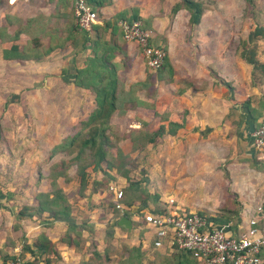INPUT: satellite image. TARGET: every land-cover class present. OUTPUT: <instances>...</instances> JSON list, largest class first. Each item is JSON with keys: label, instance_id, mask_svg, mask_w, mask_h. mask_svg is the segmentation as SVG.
<instances>
[{"label": "crops", "instance_id": "1", "mask_svg": "<svg viewBox=\"0 0 264 264\" xmlns=\"http://www.w3.org/2000/svg\"><path fill=\"white\" fill-rule=\"evenodd\" d=\"M178 1L179 0H109L106 5L100 7L96 11L98 13V19L95 23H100L101 20L105 19L111 20L116 14L126 18H137L146 28L150 29V41L152 44L160 45L161 42L168 43V52L166 54L167 62L172 72H174V75L172 76L174 79L169 83L165 82L169 87L168 97H166L164 91L165 88H163L164 84L160 81V84L158 85V92L153 99H145L139 96L140 100L151 102V109L137 106L135 109L126 111V113L120 118V120H124V124L127 125L126 128H122V134H126L132 129H141L140 121L144 122L153 119L154 121H157V125L166 124L167 121L179 123L180 127L173 135L164 133L160 138H157L155 143H152L153 146H155L154 148L157 149L158 155L163 152L169 153L172 149L176 150L181 148V151L183 152L188 149H198V146L203 147L202 145L205 143L202 136L226 131L223 127L227 128L228 125L224 124L222 120L225 119L226 121V115H228L229 110L231 111V109H234L233 111H236V105H232L231 109L226 105L228 100L223 95L227 90L220 82L214 83L210 81L203 87L195 86V88L192 86L182 88L183 86L177 83L180 80V76L177 74L179 68L178 62H184V60H182V57H178L176 54H173L171 50L173 48V43L175 42V37H173V35L176 34V31L182 32L183 27L188 25L189 17L187 10L184 8H179L174 12L171 11L172 6ZM18 2H21L23 8L29 9L32 6H36L35 12L26 16V18H28L34 16L37 12H41L44 15L50 13L56 0H0V26L5 23L4 20L6 15L13 16V14L6 12V10L12 8ZM67 9L69 10V7ZM207 13H209L208 9H204L202 11L198 24L194 25L196 27V32H200L199 30L203 27V25L208 24L206 22ZM14 16L20 17L19 14H14ZM12 29L13 26H8L6 31L9 33ZM87 32L90 37L93 36L91 28ZM116 32L118 34L117 38L120 39L121 36H119L117 27ZM194 35L196 34L194 33ZM107 36L109 39V30L108 33L104 34L105 38ZM182 39H184V32L182 33ZM8 45L9 42L1 43L0 41V75L6 74L7 80L5 81L13 83L8 79H13L14 75L18 74V80L21 79V83L24 84L22 86H18L19 88H25L28 85L35 87L38 91L39 98L36 103L33 101H24L22 104L24 111L28 113V116L30 115L32 121H34V118L36 120H40V118L37 117V115L35 116V113L33 112L35 110L34 104H37L40 110L39 114L44 112L46 113V118H44L49 123V125L46 124L48 130L54 131L58 129V136L61 138L65 137L69 133L71 126L77 125L81 119H84L93 107L92 94L81 87L75 86L71 75L75 68L83 66L82 61L89 54V47L86 46V49L78 50L76 54L71 52L70 56L66 55L68 53V49L62 51L54 50L44 60L36 62L32 60L16 61L3 59L1 57V49L8 47ZM124 45L126 55L131 56L132 60H134L133 62L136 64V68L131 71L129 70L126 75L131 77V79L142 80L144 78V66L137 46L132 42H124ZM115 59L117 60V57H115ZM31 62H34L35 65H33V67L40 71V73L38 72V75L37 73H30L28 71L25 73L22 70L32 66L30 64ZM38 64H40V66H38ZM63 86L69 88L70 92H72L73 95L71 96V102L61 96L58 106L54 108L55 104L52 107V103H49L50 99H48L47 93H49L51 89H55L58 90L60 95H63V92L60 91L63 89ZM17 93L18 92H13L10 96L14 97ZM236 101L239 106V103L243 100L236 98ZM3 102H5V100H3ZM9 102L10 105H8V109H14L18 103L15 101ZM68 102H70L71 106L73 105V110H71V114L67 115V113H65V106L69 105ZM163 110L165 114H167L168 111V115L162 116L160 114L161 117H159L156 112H163ZM241 110L242 109H240V111ZM149 111L151 112V116ZM52 112L54 116H51ZM118 119L119 118H117V116H113L111 123H116ZM253 125L255 126L256 124ZM253 125L250 124L249 126H246L243 122L240 129L235 128L233 130L235 135L241 134V138L239 139L241 145L240 148L243 149L242 155L246 158L244 160L245 162L243 161L244 163L248 162L246 160H251L253 158L264 162V150H254L250 146V140L247 137V134L254 128ZM56 126L57 128H55ZM156 127L157 126H153L152 130ZM244 128H246L245 131H243ZM203 131H207V133H203ZM225 134L226 133L224 132V135ZM54 135L57 136V134ZM157 141L159 142L157 143ZM166 141L167 145H165ZM58 142L59 140L54 144ZM152 144H147L144 148L132 149V144L129 141L127 134L124 138H121L118 141V147L120 150L123 153L129 154L132 158L147 153H149L152 157L154 153L149 152V147H151ZM146 159H148V157H146ZM158 161L159 162H156V164H154V166L152 165L151 168L154 171L153 180L155 179V182H160V186H155V182L152 181V186L146 184V188L148 192L158 194V199L161 204H167L169 200H172L171 206L180 208L181 206H177V202L174 197V195L179 193V191L173 190L176 194L173 193L174 195L168 194L166 196H162L164 194V189H162V187L165 182L170 185L181 184L185 180V177L183 178L184 180L180 177L183 175L182 173L186 170V168L184 167V164L180 165L178 164V161L174 162L172 158H170V160H166L163 156H161ZM4 163L5 162H2V164H0L2 165L1 167H3ZM151 168H149V170ZM248 170L252 169L248 168ZM110 174L114 176L116 184L120 183L121 185L118 184L120 186L126 185L125 179L117 175L114 170H111ZM91 175H94V180H99L104 177V175L99 171L92 172ZM144 175L148 176L149 180H152V178H150L152 176L147 173ZM248 175V178L239 179L237 182L232 184V189L237 193L240 198L239 200H262L260 197H263L264 199V192L257 190V185L250 178L251 174L249 173ZM186 178L190 179V177ZM191 179H193V177H191ZM207 179L208 173L206 172L204 175V172L200 171V174L196 176L194 181L191 180L188 182V185L193 184L196 186L200 184V188H203L205 191L208 190L209 193L210 190L208 188L210 187V184H208L209 182H207ZM5 181V185H7L6 188H3L0 185V264L3 261L7 262L9 257L20 256L22 240H26L27 243H32L36 236L40 233H43L53 244L54 249L59 256V259L51 264H80V262L86 261L89 257L91 259V252L93 251H97L101 254V259L103 260L102 264H108V261H105L103 253L104 247L106 246L104 238L106 233L108 234V227L112 230V248L120 251L122 257L127 256V253H125L122 248L136 246L139 248L141 257L144 258L143 264H159V260L166 263V260H174L175 254H177V250L173 248H152L151 242L154 238V234L150 228L138 221L137 218V210L140 211L143 209V211H148L152 208V206H149L144 202L138 203V201H135L130 206H125L122 203L130 214L127 218L130 219L131 227L125 228L123 226H118L116 225V221L119 217L114 218L109 209L107 212L102 207L103 205H98L99 201L100 204H102L101 201L104 195L102 193H104V191H99L98 187H95L93 183H91L92 191L89 194L87 193V196H78V198L75 199L76 201L68 199L71 204V215L74 216L75 222L78 224L82 219L85 220V227L80 228V243L76 245L72 243V241L69 243L61 241V238L67 228L66 224L61 221H54L47 224L45 222V213H42L40 217L32 213L35 206L33 192L27 194L25 189H23L20 193L18 192L19 194H16L17 190L14 191L13 187H11L15 184L14 179L9 180L8 176L4 182ZM142 185L143 183H140V186ZM188 189L191 188L189 187ZM188 192L192 191L188 190ZM211 193L212 195L209 193L208 196H204L209 199L210 196L214 195L212 190ZM110 200L111 195L108 193V202ZM89 201L97 203V206H91L92 209L88 208L87 204ZM75 205L81 208L82 205H84V208L83 210H78ZM255 206L256 205L254 204V207ZM254 207L249 203L248 205L243 206L240 214L241 224L245 223L247 216L252 213ZM24 208H27V210ZM19 211L23 212L25 215L18 216ZM210 220L213 225L217 226H226L229 223L227 222L228 219L225 217ZM71 236L73 237L72 233ZM259 255L264 258V244L260 248ZM28 257L29 256L25 253L24 259ZM39 264L43 263L40 262Z\"/></svg>", "mask_w": 264, "mask_h": 264}, {"label": "rangeland", "instance_id": "2", "mask_svg": "<svg viewBox=\"0 0 264 264\" xmlns=\"http://www.w3.org/2000/svg\"><path fill=\"white\" fill-rule=\"evenodd\" d=\"M199 1L202 3L203 10L208 9L209 13H207L206 16V22L208 24L203 25L199 30L200 32L195 31L196 27L194 25L190 26L188 24L183 27L182 32L176 31V34L173 35V37H175V42L171 50L173 54L182 57V60H184V62H178L179 68L177 74L180 76V80L177 83L181 84L183 86L182 88L188 86L195 88V86L203 87L210 81L214 83L220 82L227 90L223 95L228 100L226 105L230 109L232 105H236V111H233L234 109H231V111L229 110L228 115H226V121L225 119L222 120L224 124L228 125L227 128L223 127L226 131L202 136L205 144L202 145L203 147L198 146V149H188L183 152L181 148L176 150L172 149L169 153L163 152L158 155L157 149H155V146L152 144V146L149 147V152L154 153L152 157L147 153L140 155L141 157H135L136 160L134 158V162L130 166L131 177L141 178L145 176L148 180L147 185L152 186V181L155 182V179L153 180L154 171L151 168L152 165L154 166L156 162H159L158 160L161 156L166 160L172 158L174 162L178 161V164H184L186 170L183 171V175H181L180 178L183 179L185 177V180L183 179L184 181L178 185H170L165 182L162 187V189H164V194L162 196L173 193L176 194L173 190H178L179 193L173 195L176 199L177 206H181L180 208L200 212L210 219L215 220L225 217L228 219L227 222L230 220H237L239 222L238 224H241L240 214L244 205H248L249 203L254 207V204H264L263 197H260L262 200L241 201L237 193L232 189V184L234 182H237L239 179L248 178V174L250 173V178L257 185V190L264 192V170L259 168L260 165H258V163L254 165L249 162L244 163L246 158L243 157V149L240 148L239 138H241V134L235 135L233 133L235 128L240 129L241 124L243 122L246 123L251 116V113L243 108L242 105V102L246 100V98H248L253 112L255 114L258 112L256 120L259 117L261 106L264 105V76H260L257 71L252 74L251 66L239 56L241 43L246 42L254 49L255 59L260 62L264 61V38L254 39L251 35V31L256 24L264 26V0H254L251 6H246L244 0ZM67 8H65L64 11L66 13H68ZM35 10L36 6H32L29 9L23 8L21 2H18L12 8L7 9L6 12L13 14V16L14 14H19L22 19L33 14ZM95 13L98 17V13L96 11ZM67 19V17H64L58 20V26H63ZM48 29L49 27H47V30ZM44 30L45 29L42 28V30L30 33V36L36 35L39 38V44L43 46L46 44L47 39V36L43 34L45 32ZM183 32L184 39H182ZM194 33L196 35H194ZM162 45L165 47L167 54L168 43L161 42L158 46ZM128 58V71H131L136 68V64L133 62L134 60H132L131 56H128ZM30 64L32 66L22 70L25 73L28 71L30 73H37L38 75L40 71L33 67L35 63L31 62ZM38 66H40V64H38ZM143 66L144 76L146 73L155 74L156 69H149L144 63ZM127 72L122 73L124 89H127L130 83L138 81L127 76ZM173 75L174 72L171 70V77L167 83L174 79L172 77ZM0 78V164L5 162L3 167L0 165V185L6 188L7 185H5L6 181L4 182V180L9 176V180L14 179L15 184L11 187H13L14 191L17 190L16 194H19L21 190L25 189L27 194L33 192L35 195L40 190H47L49 188L48 180L44 178L49 164L61 157L65 159L68 158L64 153H58L51 159H46L51 146L63 138L58 136V129L54 131L48 130L47 125H49V123L45 120L46 113L39 114L40 110L37 104H34L35 110L33 112L40 120L34 118V121H32L30 115L28 116V113L24 111L22 105L24 101H33L36 103L39 98L38 91L35 87L28 85L25 88H19L18 86L24 84L21 83V79L18 80V74H15L13 79H8L13 83L5 81L7 80L6 74L0 75ZM167 83H165V81L162 83L164 84L163 88H165L166 97H168L169 94ZM159 84V82H155L152 86V88H154V95L158 92ZM227 84L229 87H227ZM60 91L63 92V95H60L58 90L55 89H51V91L47 93L48 99H50L49 103H52V107L55 104L54 108L58 106L61 96L71 102V96L73 94L70 92V89L63 86V89ZM13 92L18 93L14 97H11L10 95L13 94ZM144 93L145 92L142 90L136 92V94L142 98ZM236 98L243 100L239 103V106ZM3 100H5V102H3ZM9 101H15L19 104L17 103L14 109H8V105H10ZM70 102H68L69 105L65 106V113H67V115L71 114V110H73V105L71 106ZM240 109L242 110L240 111ZM160 112H156L159 117H161V115H168V111L167 114H165L164 110ZM51 116H54L53 112ZM117 118L119 119L116 123L114 122L111 124V128L116 132L117 137H119L122 128H126L127 125L124 124V120H120L121 117L117 116ZM254 124L257 125V122L255 121ZM153 126H158L157 121L153 119L144 121L143 124H140L141 129L146 130H152ZM55 128H57V126ZM224 132L226 133L225 135ZM203 133H207V131H203ZM54 134H57V136ZM158 142L159 141H157V143ZM165 145H167V141ZM146 157H148V159H146ZM149 168L151 169L149 170ZM248 168L252 170H248ZM87 170L88 185L82 193L78 191V178L71 167L67 171L69 175L68 180L63 181L59 179L60 187L63 189L68 199L76 201L75 199H77L78 196H87L92 191L91 183L94 181V175H91L92 171L90 169ZM200 171H203L204 175L206 172L208 173L207 182L210 184L208 188L210 190L209 193L212 195L211 190L214 192V195L210 196L209 199L204 196L209 195L208 190L205 191L203 188H200V184L196 186L193 184L188 185V182L191 180L194 181L196 176L200 174ZM146 173L152 176L150 177L152 180H149L148 176L144 175ZM186 177H190V179ZM191 177H193V179H191ZM106 181V178H102V181L95 184L93 183V185L98 187L99 191H104V193H102L104 194L101 201L102 204H100L99 201L98 205H103L102 207L104 210L108 212V184ZM154 185L159 187L160 182H155ZM189 187L191 189H188ZM188 190L192 192H188ZM153 202V199L144 201V203L149 206H153ZM75 206L78 210H83L84 208V205H82V208L77 205ZM91 206L96 207L97 203L89 201L87 207L92 209ZM109 228L110 227H108V230H110ZM109 253L110 258L108 259V264H119L120 259L119 261L117 260L118 253L114 250ZM18 257L22 260L20 256ZM12 259L8 258L7 262L9 263ZM143 259L142 257L139 259L134 258L131 264H143ZM7 262L4 264H8Z\"/></svg>", "mask_w": 264, "mask_h": 264}, {"label": "trees", "instance_id": "3", "mask_svg": "<svg viewBox=\"0 0 264 264\" xmlns=\"http://www.w3.org/2000/svg\"><path fill=\"white\" fill-rule=\"evenodd\" d=\"M253 1L244 0V3L246 6H251ZM85 2L94 11H97L100 7L106 5L109 0H85ZM67 7L70 9L67 10L68 13L64 12ZM179 8L187 10L189 14L188 24L190 26L198 24L203 11L200 1L179 0L172 6L171 11L174 12ZM64 17L68 19L63 26H58L57 21ZM120 19L132 20L137 18H126L116 14L111 20L105 19L101 20L100 23H93L91 25L93 36L90 37L87 31L76 26L70 0H56L52 11L46 15L37 12L34 16L25 19L6 15L5 23L0 26L1 43L9 42L8 47L1 49V57L5 60H32L38 62L44 60L54 50L62 51L68 49L66 55L70 56L71 52L76 54L78 50L86 49V46L89 47V54L82 61L83 66L75 68L71 75L75 86L81 87L92 94L93 107L84 119H81L77 125L71 126L69 133L49 149L46 159H51L58 153H64L68 158L61 157L49 164L47 173L44 176L48 180L49 188L40 190L34 195L35 206L32 212L39 217L42 213H45V222L47 224L54 221H61L66 224V231L61 238V241L66 243L72 241L76 245L79 244L81 240L80 228L85 227L84 219L78 224L75 222L74 216L71 215V204L59 184V179L68 180L67 171L70 167L78 178V191L80 193L88 185L87 169L92 172H101L104 175L103 178L107 179L108 186L115 183L114 176L110 174L111 170H114L117 175L123 177L126 181L125 186L119 185L122 189L121 203L125 206H130L135 201L141 203L153 199L154 205L148 211L156 213L166 211L165 206L159 202L158 194L148 192L146 188L148 180L145 176L141 178L131 177L130 166L134 162V157L132 158L129 154L123 153L118 147V141L127 134L132 144V149L144 148L147 144L155 143L157 138H160L164 133L173 135L180 127V124L167 121L166 124H159L153 130L132 129L126 134L120 133L119 137H117L116 132L111 128V119L113 116L122 117L126 111L135 109L137 106L151 109V102L140 100L136 92L142 90L145 92L143 98L153 99L155 96L154 88H152L153 84L160 81L167 82L171 77V69L165 55L161 66L156 69L155 74L146 73L142 80L130 83L128 88L124 89L122 73L128 71L129 58L125 53V41L117 25V21ZM8 26H13L9 33L6 31ZM142 26L150 30L143 24ZM47 27H49L48 30ZM116 27L118 28L119 36H121L120 39L117 38ZM42 28L45 29L43 34L47 36L44 46L39 44L40 41L36 35L30 36V33L42 30ZM108 30L109 39L108 36L104 37ZM251 35L254 39L264 38V26L256 24L251 31ZM160 47L166 52L163 45ZM239 56L251 66L252 74L257 71L260 76H264V61L260 62L255 59L254 49L246 42L241 43ZM115 57H117V60ZM227 87H229L228 84ZM242 105L251 113L245 125L249 126L251 123L253 125L258 112L256 114L253 112L248 98L242 102ZM263 110L264 105L261 106L259 116ZM143 123V121H140V124ZM247 161L253 165L258 163L260 165L259 168L264 170V162L262 160L253 158L251 161ZM100 181L102 179L94 180L92 183L95 184ZM140 183H143V185L140 186ZM108 206L114 218L121 215L130 216L127 209L121 212L117 210L112 200L108 202ZM24 209L27 210V208ZM136 212L141 215L143 209ZM24 215L23 212H18V216ZM238 223L237 220L229 221L228 229L230 233L237 232ZM111 235L112 230L110 229L104 238L106 243L103 250L105 261L110 258L109 252L114 250L111 245ZM122 250L127 253V256L122 257L120 251L114 250L118 253L119 264H131L134 258L139 259L141 257L137 246L124 247ZM25 253L29 256L26 259H24ZM91 255V259L89 257L86 261L80 262V264H102L101 254L93 251ZM20 257L22 258V264H39L40 262L51 264L59 259L53 244L43 233L38 234L32 243L22 240ZM12 258L9 257V259ZM4 263L3 261L1 264ZM161 263L197 264V260L190 252L177 250L174 260H166V263L159 260V264Z\"/></svg>", "mask_w": 264, "mask_h": 264}, {"label": "built area", "instance_id": "4", "mask_svg": "<svg viewBox=\"0 0 264 264\" xmlns=\"http://www.w3.org/2000/svg\"><path fill=\"white\" fill-rule=\"evenodd\" d=\"M74 22L79 29L89 31L96 22L95 11L85 0H70ZM117 25L125 42L134 43L149 69L161 66L166 52L151 43V32L138 19H120ZM254 150H264V110L257 125L247 134ZM114 207L120 212L127 208L120 202L122 189L112 183L107 187ZM172 200L163 204L164 212L143 211L137 214L138 221L154 234L152 248H169L191 253L199 264H264L259 255L264 244V207L257 204L244 224L237 225V232L230 233L228 225H213L210 218L197 211L171 207ZM8 264H22L15 256Z\"/></svg>", "mask_w": 264, "mask_h": 264}, {"label": "water", "instance_id": "5", "mask_svg": "<svg viewBox=\"0 0 264 264\" xmlns=\"http://www.w3.org/2000/svg\"><path fill=\"white\" fill-rule=\"evenodd\" d=\"M116 225L118 226H123L125 228H130L131 227V222L130 219L125 217V216H120L117 221H116Z\"/></svg>", "mask_w": 264, "mask_h": 264}]
</instances>
